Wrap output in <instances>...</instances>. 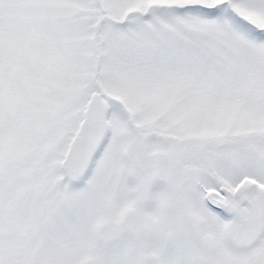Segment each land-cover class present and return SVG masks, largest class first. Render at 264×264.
<instances>
[{"label": "snow or ice", "instance_id": "obj_1", "mask_svg": "<svg viewBox=\"0 0 264 264\" xmlns=\"http://www.w3.org/2000/svg\"><path fill=\"white\" fill-rule=\"evenodd\" d=\"M0 264H264V0H0Z\"/></svg>", "mask_w": 264, "mask_h": 264}]
</instances>
